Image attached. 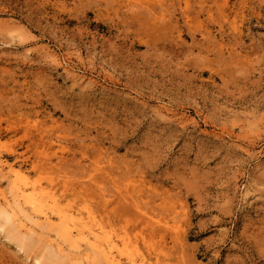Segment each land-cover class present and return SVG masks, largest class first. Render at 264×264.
<instances>
[{"label": "rangeland", "instance_id": "374dc122", "mask_svg": "<svg viewBox=\"0 0 264 264\" xmlns=\"http://www.w3.org/2000/svg\"><path fill=\"white\" fill-rule=\"evenodd\" d=\"M121 1L0 0V154L70 188L101 162L175 264H264V0ZM6 235L0 264H37Z\"/></svg>", "mask_w": 264, "mask_h": 264}, {"label": "bare ground", "instance_id": "6f19581e", "mask_svg": "<svg viewBox=\"0 0 264 264\" xmlns=\"http://www.w3.org/2000/svg\"><path fill=\"white\" fill-rule=\"evenodd\" d=\"M141 1L136 3L142 4ZM147 2L149 4L153 0ZM219 2L220 0H200V12L212 18L215 8H221ZM117 3L118 7L123 6L121 0H117ZM132 6L128 3L124 7L133 8ZM183 15L186 22H189L187 8H183ZM100 163L89 172L87 169L86 182H78L79 184H73L70 188L68 185L73 182V178L71 182L66 178L70 183L62 180L59 184L53 178V173L57 170L47 172L53 177L46 175L48 178H45L41 174V177L34 179L31 173L37 172L39 167L35 165L32 171H28L10 163L0 154V231L17 243L18 248L25 251L27 256L40 250V254H36L39 256L33 259L37 264H175L174 259L158 246L155 232L158 228L167 233L173 232L178 226L162 221L163 218L156 221L154 214L146 212L142 202L136 198L138 195L134 196L140 189L129 190L116 185L119 195L113 193L116 199L120 197L129 203L136 212L135 219H139L133 232L127 226H119L114 217L117 212L113 207L115 203L107 199V194L102 189L103 179L106 177L100 178L102 181L99 182L97 176L102 169ZM52 164L50 162V169ZM3 180L9 187L8 192L5 191L6 187L3 190ZM124 202L121 204L124 205ZM128 213L130 216V211ZM169 216L171 217L170 214ZM126 218L130 217L126 215ZM135 221L134 223L137 222Z\"/></svg>", "mask_w": 264, "mask_h": 264}]
</instances>
